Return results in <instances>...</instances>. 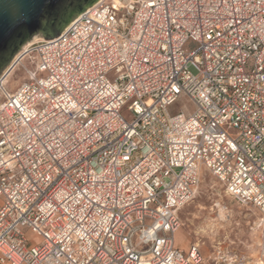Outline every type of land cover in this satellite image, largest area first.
<instances>
[{"label": "built area", "instance_id": "2783aa9c", "mask_svg": "<svg viewBox=\"0 0 264 264\" xmlns=\"http://www.w3.org/2000/svg\"><path fill=\"white\" fill-rule=\"evenodd\" d=\"M25 53L45 76L0 86V264H203L174 242L203 170L259 211L264 264V0H97Z\"/></svg>", "mask_w": 264, "mask_h": 264}, {"label": "rangeland", "instance_id": "374dc122", "mask_svg": "<svg viewBox=\"0 0 264 264\" xmlns=\"http://www.w3.org/2000/svg\"><path fill=\"white\" fill-rule=\"evenodd\" d=\"M43 36L32 37L14 56L9 65L0 74L5 75L4 89L12 94L29 79V72H36L41 78L45 73L38 72L35 55L31 58L25 53L35 41ZM194 48L192 42L185 46L186 51ZM20 61L17 68L15 64ZM112 80V77H109ZM4 93L0 90V104ZM195 110L194 103L181 95L169 108L170 114L182 112L185 116ZM126 120L130 114L122 112ZM233 132V131H232ZM180 227L175 235V244L186 249L196 245L204 259V264H260L258 254V234L254 224L258 213L250 208L238 205L225 193L224 186L211 173L202 174L194 196L177 213ZM22 232L30 245L41 241L40 237L25 227Z\"/></svg>", "mask_w": 264, "mask_h": 264}, {"label": "water", "instance_id": "95a60500", "mask_svg": "<svg viewBox=\"0 0 264 264\" xmlns=\"http://www.w3.org/2000/svg\"><path fill=\"white\" fill-rule=\"evenodd\" d=\"M96 1L0 0V65L14 49H21L34 36L46 39L58 36ZM26 36L29 39L22 45L21 41ZM15 55L0 69V74Z\"/></svg>", "mask_w": 264, "mask_h": 264}, {"label": "trees", "instance_id": "16d2710c", "mask_svg": "<svg viewBox=\"0 0 264 264\" xmlns=\"http://www.w3.org/2000/svg\"><path fill=\"white\" fill-rule=\"evenodd\" d=\"M29 38L26 36L25 38H23L22 39V41L21 42H23L22 43V45L28 40ZM21 45V46H22ZM20 49V47H17L16 49H14L13 51H12V53L1 63V65H0V69L2 68V67H4L8 62H9V60H10V57L12 56V55H15L17 52H18V50Z\"/></svg>", "mask_w": 264, "mask_h": 264}, {"label": "crops", "instance_id": "0c3cea01", "mask_svg": "<svg viewBox=\"0 0 264 264\" xmlns=\"http://www.w3.org/2000/svg\"><path fill=\"white\" fill-rule=\"evenodd\" d=\"M205 172H208V171H206V170H203L202 171V173H201V176H202V174L203 173H205ZM239 205V204H238ZM244 207V206H243ZM250 208H252V207H250ZM252 209H254V208H252ZM180 210V209H179ZM178 210V211H179ZM257 213H258V217L256 218V220H255V222L256 221H258V219L260 218V213H259V211L258 210H256V209H254ZM178 211H177V213H178ZM178 231V230H177ZM257 234H258V232H257ZM175 235H176V233H175ZM175 235H174V237H175ZM174 242H175V238H174ZM258 242H259V237H258ZM176 245V244H175ZM177 246V245H176ZM178 247V246H177ZM178 248H180V247H178ZM189 248V247H188ZM188 248H186V249H182V248H180L181 250H184V251H186ZM202 255V254H201ZM203 257V256H202ZM203 264H204V259H203Z\"/></svg>", "mask_w": 264, "mask_h": 264}, {"label": "bare ground", "instance_id": "6f19581e", "mask_svg": "<svg viewBox=\"0 0 264 264\" xmlns=\"http://www.w3.org/2000/svg\"><path fill=\"white\" fill-rule=\"evenodd\" d=\"M9 65V64H8ZM19 65H21L20 61H17V63L15 64V67L17 68ZM5 83V75L2 77V79L0 80V86H4ZM184 206V205H183Z\"/></svg>", "mask_w": 264, "mask_h": 264}]
</instances>
